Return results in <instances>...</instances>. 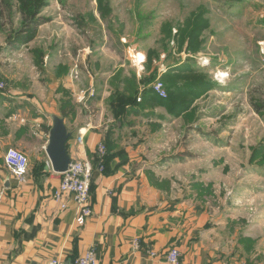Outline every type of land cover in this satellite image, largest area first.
I'll use <instances>...</instances> for the list:
<instances>
[{"label": "crops", "instance_id": "crops-1", "mask_svg": "<svg viewBox=\"0 0 264 264\" xmlns=\"http://www.w3.org/2000/svg\"><path fill=\"white\" fill-rule=\"evenodd\" d=\"M60 22L50 30L48 42L40 25L27 42H15L14 33L0 38V77L8 85L0 92V264H49L53 259L72 264L88 249L95 252L97 264H170V247L179 251V264H264V206L252 221L240 223L223 219L220 212L209 215L198 206L205 200L199 204L189 191L181 194L185 177L172 171L204 158L189 148L199 126L183 120L185 112L176 115L152 102L148 89L153 82L146 85L141 79L155 69V79L160 77L170 91L169 76L186 71L189 61L168 62L159 53L147 62L146 51L122 35L112 45L104 29L83 45L78 38L89 31ZM124 48L143 58L126 61L131 57H122ZM76 61L80 70L73 79L69 74ZM89 87L95 95L78 103L75 93ZM139 96L142 100L135 101ZM54 115L72 132L66 142L70 161L92 168V214L81 226L72 198L62 199L65 209L54 199L62 175L52 170L45 152ZM165 127L175 134L171 141ZM202 135L207 137L200 142L221 144ZM101 143L104 156L97 150ZM9 147L28 157L22 183L3 165ZM201 173L198 165L187 177ZM229 242L230 251L225 248Z\"/></svg>", "mask_w": 264, "mask_h": 264}, {"label": "rangeland", "instance_id": "rangeland-1", "mask_svg": "<svg viewBox=\"0 0 264 264\" xmlns=\"http://www.w3.org/2000/svg\"><path fill=\"white\" fill-rule=\"evenodd\" d=\"M22 1L0 0V38L22 27ZM38 15L46 19L38 24L48 33L43 41H50V30L64 20L89 31L78 38L83 45L89 35L104 29L112 45L117 46L116 36L122 35L138 50L163 54L168 62L189 61L186 69L193 73L183 70L169 76V82L184 87L200 78L210 85L179 98L195 109L193 117L183 114V120L199 126V135L191 133L189 148L204 156L172 168L185 177L180 192L189 191L199 204L205 200L198 206H205L209 215L220 212L223 219L238 223L253 220L264 206V0H46ZM193 20L204 25L196 51L186 40ZM75 38L72 34L71 41ZM133 52L124 48L122 57L126 53L131 57L126 61L135 60ZM0 83V92L6 91L7 82L0 77ZM168 129L164 133L171 141L175 134ZM202 134L221 144L200 142L207 137ZM198 165L200 177H187ZM199 184L203 189L195 187ZM225 248L230 251L232 242Z\"/></svg>", "mask_w": 264, "mask_h": 264}, {"label": "built area", "instance_id": "built-area-1", "mask_svg": "<svg viewBox=\"0 0 264 264\" xmlns=\"http://www.w3.org/2000/svg\"><path fill=\"white\" fill-rule=\"evenodd\" d=\"M79 70V64L76 61L69 74L71 78L77 79ZM2 88L3 84L0 83V89ZM151 89L159 98L167 97V91L160 77L156 78L151 84ZM94 95L95 89L89 87L87 89L78 90L75 93V99L78 103H84L87 98H91ZM136 101H141V97H137ZM97 150L100 156L106 154V146L102 143L98 145ZM3 165L19 183L25 181L28 172V157L24 152L13 147L7 148L3 155ZM91 174L92 168L87 162L70 161L66 171L61 173L62 177L54 195V199L59 202L61 209L66 208L62 199L64 197L72 198V201L76 204L77 210L75 221L80 226L83 225L92 214L89 195ZM134 244L136 245V241ZM150 253L153 254L152 252ZM179 257L180 253L176 247H170L168 249L166 259L170 264H179ZM49 264H61V262L58 259H53ZM72 264H97L95 252L93 249L86 250L74 259Z\"/></svg>", "mask_w": 264, "mask_h": 264}, {"label": "trees", "instance_id": "trees-1", "mask_svg": "<svg viewBox=\"0 0 264 264\" xmlns=\"http://www.w3.org/2000/svg\"><path fill=\"white\" fill-rule=\"evenodd\" d=\"M22 3H23V6L20 7L22 27L19 29V31L14 33V36L11 35V33L9 34L10 37L11 36L14 37L15 42H19V43L20 42H27V41L33 39L34 35H35L34 31H35L37 25L46 20L44 18L40 19V17H38L39 16L38 14L40 13L41 8L46 3V0H24V1H22ZM203 26H204L203 24H199L196 20H193L192 28L189 31H187V33H186L187 45L189 47L193 46L194 51H196L198 49L199 44L196 45V42L198 40L199 31L203 28ZM152 59H155V60L158 59V54L154 51L147 52V62L148 61L152 62ZM190 72L193 73L192 70ZM155 76H156L155 69H153L152 71L149 72V74L144 79H141L142 84L148 85L151 82H154ZM194 81H196V82L192 83V85L184 84V87H182V89L177 88L179 86H175L173 82H170L171 85L170 84L169 85L171 87H174V88L171 89L170 91L166 90L167 91V97L166 98H159L155 93H153V91L150 87L148 89V92L151 95L153 94L154 95L153 97L158 99V101H156V100H154L155 98H153V99H151V101L164 106L165 108H167L170 111L176 110V115H181L182 112H185V114L189 113L188 115H192V117H193V115L195 114V109L192 108L190 103L188 104L187 101L186 102L179 101V98L183 94L196 95L200 89H202L206 85L207 86L210 85L209 84L210 82L206 83L205 80H202L200 78H198L197 80L194 79ZM168 83H169V80H168ZM132 87H133L132 83L129 84V89H131ZM193 87H196L195 91H193ZM143 91H142V93H143ZM136 93H137V89H134L133 95L131 97L132 100H134V95ZM146 93L147 92H144L143 95L147 96ZM141 100H142V98H141ZM135 101H136V99H135ZM61 114L64 116V112H62Z\"/></svg>", "mask_w": 264, "mask_h": 264}, {"label": "water", "instance_id": "water-1", "mask_svg": "<svg viewBox=\"0 0 264 264\" xmlns=\"http://www.w3.org/2000/svg\"><path fill=\"white\" fill-rule=\"evenodd\" d=\"M71 136L72 132L68 131L64 119L54 115L52 117V126L49 129L45 152L51 168L55 172H65L70 163V158L66 149V142Z\"/></svg>", "mask_w": 264, "mask_h": 264}, {"label": "bare ground", "instance_id": "bare-ground-1", "mask_svg": "<svg viewBox=\"0 0 264 264\" xmlns=\"http://www.w3.org/2000/svg\"><path fill=\"white\" fill-rule=\"evenodd\" d=\"M135 58L137 59V61H141V59L143 58L142 54H139L136 56L135 55Z\"/></svg>", "mask_w": 264, "mask_h": 264}]
</instances>
